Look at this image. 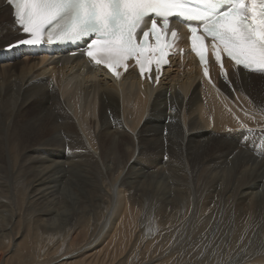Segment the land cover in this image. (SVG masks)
Instances as JSON below:
<instances>
[{
	"label": "bare ground",
	"instance_id": "obj_1",
	"mask_svg": "<svg viewBox=\"0 0 264 264\" xmlns=\"http://www.w3.org/2000/svg\"><path fill=\"white\" fill-rule=\"evenodd\" d=\"M24 36L0 0V254L10 236L13 264H264V75L175 59L148 85L8 48Z\"/></svg>",
	"mask_w": 264,
	"mask_h": 264
},
{
	"label": "snow or ice",
	"instance_id": "obj_2",
	"mask_svg": "<svg viewBox=\"0 0 264 264\" xmlns=\"http://www.w3.org/2000/svg\"><path fill=\"white\" fill-rule=\"evenodd\" d=\"M6 5L15 28L28 36L9 49L83 44L81 54L91 65L117 79L120 70L133 66L130 61L141 76L152 66L159 73L177 38L175 31L169 35L173 17L188 28L205 76L207 39L225 78L222 56L264 75V0H6Z\"/></svg>",
	"mask_w": 264,
	"mask_h": 264
},
{
	"label": "rangeland",
	"instance_id": "obj_3",
	"mask_svg": "<svg viewBox=\"0 0 264 264\" xmlns=\"http://www.w3.org/2000/svg\"><path fill=\"white\" fill-rule=\"evenodd\" d=\"M62 165L64 166V167H66V166H68L69 164H68V162H63L62 163ZM10 200V203H9V206H11L9 209H8V211H4V215H6V217L7 218H12V219H14V217L15 216H17L16 217V219L18 218V219H20V220H24V217H26V216H24L23 217V215H26V213L24 214V212H26V199H25V196H24V198L21 196L20 197V200L18 201V202H12V199H9ZM14 203V204H13ZM11 204V205H10ZM23 212V213H22ZM17 214V215H16ZM22 217H21V216ZM19 217H21V218H19ZM23 218V219H22ZM29 223H31V221H30V219H29V221H28V227L30 228V226H29ZM19 226H21V224L19 225V223L18 224H16V229H18V228H20ZM29 232V231H28ZM31 233V232H30ZM62 233H63V230H61L59 233H58V235H55L56 237H59V238H61L62 237ZM11 237L10 236H7V237H5L4 238V247H2V252H1V254H0V264H13L11 261V259L9 258V254L7 253V250H6V248L7 247H9V245H10V243H11V241H12V239H10ZM54 239H56V238H54ZM39 240H41L39 237H38V241ZM36 244V248L38 247V244H37V239H32L31 240V245L32 246H34ZM217 246V245H216ZM204 247V246H203ZM202 247V248H203ZM210 247H212L211 246V244H210ZM4 250V251H3ZM2 256V257H1ZM190 256V255H189ZM208 256H210V258H209V260L210 259H212V257H213V253L212 254H206L204 251L202 252V251H200L199 252V255L197 256V259L196 260H201V259H204L205 260V257L207 258ZM187 260H189V257L187 258ZM192 260V259H191ZM16 263V262H15ZM14 263V264H15Z\"/></svg>",
	"mask_w": 264,
	"mask_h": 264
}]
</instances>
